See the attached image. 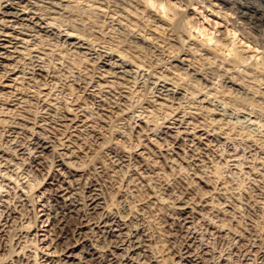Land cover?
<instances>
[{
	"label": "clouds",
	"instance_id": "1",
	"mask_svg": "<svg viewBox=\"0 0 264 264\" xmlns=\"http://www.w3.org/2000/svg\"><path fill=\"white\" fill-rule=\"evenodd\" d=\"M0 264H264V0H0Z\"/></svg>",
	"mask_w": 264,
	"mask_h": 264
},
{
	"label": "rangeland",
	"instance_id": "2",
	"mask_svg": "<svg viewBox=\"0 0 264 264\" xmlns=\"http://www.w3.org/2000/svg\"><path fill=\"white\" fill-rule=\"evenodd\" d=\"M65 187H67V185H65Z\"/></svg>",
	"mask_w": 264,
	"mask_h": 264
},
{
	"label": "bare ground",
	"instance_id": "3",
	"mask_svg": "<svg viewBox=\"0 0 264 264\" xmlns=\"http://www.w3.org/2000/svg\"><path fill=\"white\" fill-rule=\"evenodd\" d=\"M61 196H62V194H61Z\"/></svg>",
	"mask_w": 264,
	"mask_h": 264
}]
</instances>
